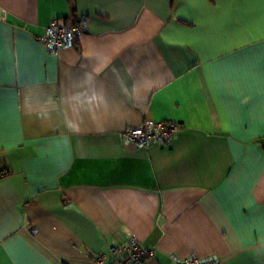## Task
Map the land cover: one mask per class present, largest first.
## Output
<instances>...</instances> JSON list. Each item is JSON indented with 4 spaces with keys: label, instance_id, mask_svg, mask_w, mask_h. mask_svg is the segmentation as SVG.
I'll return each instance as SVG.
<instances>
[{
    "label": "crops",
    "instance_id": "obj_1",
    "mask_svg": "<svg viewBox=\"0 0 264 264\" xmlns=\"http://www.w3.org/2000/svg\"><path fill=\"white\" fill-rule=\"evenodd\" d=\"M263 139L264 0H0V264H264Z\"/></svg>",
    "mask_w": 264,
    "mask_h": 264
},
{
    "label": "built area",
    "instance_id": "obj_2",
    "mask_svg": "<svg viewBox=\"0 0 264 264\" xmlns=\"http://www.w3.org/2000/svg\"><path fill=\"white\" fill-rule=\"evenodd\" d=\"M84 31L85 26L82 24L66 26L60 24L58 19H54L46 28L44 35L39 37L38 40L52 51L59 52L64 47L73 46ZM179 129V123L174 121H146L142 126L126 128L123 137L129 143L137 146H146L153 142L169 144ZM260 144L264 149V140ZM8 174V169L4 168L0 171V178ZM111 253H122L121 257L117 258L112 264H144L152 256L153 250L142 247L139 241L133 238L122 249L112 247ZM102 261L103 257L97 259L98 263H102ZM175 261L177 264H221L219 260L213 258H176Z\"/></svg>",
    "mask_w": 264,
    "mask_h": 264
},
{
    "label": "rangeland",
    "instance_id": "obj_3",
    "mask_svg": "<svg viewBox=\"0 0 264 264\" xmlns=\"http://www.w3.org/2000/svg\"><path fill=\"white\" fill-rule=\"evenodd\" d=\"M50 23H51V22H50ZM48 26H49V25H48ZM48 26H47V27H48ZM47 27H46V28H47Z\"/></svg>",
    "mask_w": 264,
    "mask_h": 264
},
{
    "label": "trees",
    "instance_id": "obj_4",
    "mask_svg": "<svg viewBox=\"0 0 264 264\" xmlns=\"http://www.w3.org/2000/svg\"><path fill=\"white\" fill-rule=\"evenodd\" d=\"M263 140H264V139H263ZM263 140H262V141H263Z\"/></svg>",
    "mask_w": 264,
    "mask_h": 264
}]
</instances>
